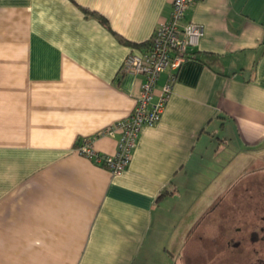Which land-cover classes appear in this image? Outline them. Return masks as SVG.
Instances as JSON below:
<instances>
[{
  "label": "crops",
  "instance_id": "obj_1",
  "mask_svg": "<svg viewBox=\"0 0 264 264\" xmlns=\"http://www.w3.org/2000/svg\"><path fill=\"white\" fill-rule=\"evenodd\" d=\"M172 2L0 0V264H264V0L188 7L204 33L121 174L75 150L116 151L120 67Z\"/></svg>",
  "mask_w": 264,
  "mask_h": 264
},
{
  "label": "built area",
  "instance_id": "obj_2",
  "mask_svg": "<svg viewBox=\"0 0 264 264\" xmlns=\"http://www.w3.org/2000/svg\"><path fill=\"white\" fill-rule=\"evenodd\" d=\"M195 0H173L170 15L154 29L149 45L142 53L130 52L120 67L121 74L142 75L140 93L132 111L118 120L103 133L120 132L117 149L113 154H96L92 138H80L75 150L88 159H94L111 175L121 174L134 153L143 126L156 124L171 97L176 70L188 57V48L198 43L204 30L194 21L183 22L186 10ZM167 72L164 83L156 92L158 77Z\"/></svg>",
  "mask_w": 264,
  "mask_h": 264
},
{
  "label": "trees",
  "instance_id": "obj_3",
  "mask_svg": "<svg viewBox=\"0 0 264 264\" xmlns=\"http://www.w3.org/2000/svg\"><path fill=\"white\" fill-rule=\"evenodd\" d=\"M149 43H150V42H149V40H148V41H147V42H145L144 44L148 46V45H149ZM136 46H138V45H136ZM188 56H189V55H188Z\"/></svg>",
  "mask_w": 264,
  "mask_h": 264
}]
</instances>
